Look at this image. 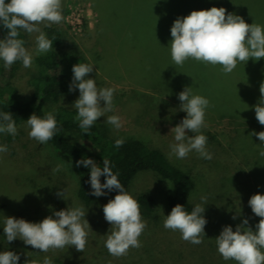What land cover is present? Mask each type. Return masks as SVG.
<instances>
[{"label":"rangeland","instance_id":"1","mask_svg":"<svg viewBox=\"0 0 264 264\" xmlns=\"http://www.w3.org/2000/svg\"><path fill=\"white\" fill-rule=\"evenodd\" d=\"M209 1L212 6L224 7L226 14L235 13L246 23L264 26V0ZM102 13L107 15L105 11ZM181 13L177 10L173 17ZM114 15L115 29L101 26L108 45L100 58L103 47L96 37L99 17L89 0H62L63 20L51 26L63 30L65 49L69 48L68 44H75L93 64V72L88 78L95 79L98 88L115 89L113 111L95 122L100 132L110 136L112 131L115 137L142 139L159 148L170 162L189 173L194 181L189 199L195 205L205 207L203 215L207 223L203 242L194 245L184 241L179 231L164 228L163 221L171 212L166 202L170 183L150 170H140L131 179L127 192L134 197L142 190H148L156 203L157 218L142 216L147 225L139 237L142 247L130 248L124 256H112L105 247L111 225L104 219L103 205L115 195L106 193L88 205L81 202L76 194L77 177L68 163L48 142L40 144L31 139L30 129L18 124L15 137L0 133V145L8 147L7 152L0 153V251L11 250L19 254L18 264H25V260H29V264L32 261L42 264L45 256L51 258L53 264H236L234 260L223 259L215 237L225 225H231L235 230L245 217L255 231L260 220L248 201L255 193L264 194V156L259 154L264 150V142L251 135L253 131H264L253 107L259 101L260 84L264 82V58L258 61L249 58L245 64L238 62L228 74L222 71L221 65L190 67L188 60L182 66L175 65L171 58V32H163L160 21L147 20L141 27L138 19L122 10ZM76 16L80 17L79 31L72 30L67 23V20L74 22ZM173 22H168L166 28L170 29ZM40 27L44 31L45 26ZM23 33L25 47L33 55L32 67H24L23 82H18L19 95L26 99L32 89L30 75L37 70L34 62L37 34ZM207 70L211 77L203 73ZM200 75L202 79H199ZM186 86L210 102L208 108L211 110L206 109L205 127L201 129L207 137V150L212 154L210 160L201 158L195 151L184 159L174 155L169 157V145L175 143L171 129L187 115L180 110V101L175 97ZM78 97L77 88L61 95L57 101L49 102L46 107L48 110L63 104L73 107ZM103 103L101 101V106ZM107 115H118L123 126L116 130L105 123ZM71 138L74 139V135ZM58 191H64L66 199L58 197ZM201 197H206V204L202 203ZM71 204L87 211L85 219L92 229L83 252L69 246L44 253L25 245L19 238L12 242L6 240L5 217L40 222ZM233 215L237 216L235 220Z\"/></svg>","mask_w":264,"mask_h":264},{"label":"clouds","instance_id":"2","mask_svg":"<svg viewBox=\"0 0 264 264\" xmlns=\"http://www.w3.org/2000/svg\"><path fill=\"white\" fill-rule=\"evenodd\" d=\"M62 16V0H0V23L7 29V34L0 39V60L9 69L17 61H22L23 67H32L33 55L25 47V40L20 38V32L35 36V53L42 54L52 49L50 40L40 25L50 27L60 24ZM171 58L175 65L182 66L186 60L192 58L206 64L221 65L225 74L231 73L238 62L244 64L252 58L258 61L264 58V26L255 22L246 23L243 17L228 12L224 7L213 6L209 9L193 10L186 16L177 17L170 29ZM73 77L69 91L79 89V97L73 107L77 110L76 119L79 127L88 133V129L101 116L113 111L115 89L112 87L98 88L96 80L88 78L93 72V64L77 63L72 67ZM260 98L255 109V116L259 124L264 125V82L260 84ZM180 110L187 115L171 129L174 132L175 143L169 145V157L184 159L195 151L203 159H212L207 150V137L201 132L205 127V113L209 107V100L194 94L191 87L186 86L178 94ZM103 101V106H101ZM105 123L119 130L123 125L118 115H107ZM30 129L29 137L45 144L53 139L57 131V121L52 112H47L41 118L33 113L26 120ZM186 130L194 133L188 135ZM0 133L11 134L15 137L18 129L11 112H0ZM261 142H264V131L255 132ZM123 138L115 140L117 148L123 146ZM8 151L7 145H0V153ZM264 156V150L259 153ZM77 166L90 168L89 183L92 195L99 197L117 190V194L103 205L104 219L111 225L105 247L109 254L115 257L127 255L130 248L142 247L139 237L146 228L138 201L127 191L114 174L110 162L103 159L101 168L92 158H82L76 161ZM57 171L59 166H57ZM106 179L101 183L100 177ZM58 197L66 199L64 191L56 193ZM206 204V197H201ZM249 206L255 216L260 217L255 225V231L249 226L245 217L233 230L231 225H225L216 236L217 250L225 261L234 260L236 264H264V194L255 193L249 201ZM82 206L71 204L66 209L54 211L40 222H30L24 218L5 217L3 230L8 242L21 239L25 245H30L40 252L64 249L75 246L76 251L83 252L89 230H92ZM205 207L197 204L191 212L186 211L184 205L177 203L168 214L163 226L165 229L179 231L184 241L194 245L203 242L205 225L207 223L203 213ZM55 217V218H54ZM237 216L233 215L232 219ZM19 254L11 250L0 251V264H18ZM29 264V260H25ZM31 264H36L32 261ZM42 264H53L45 256Z\"/></svg>","mask_w":264,"mask_h":264},{"label":"trees","instance_id":"3","mask_svg":"<svg viewBox=\"0 0 264 264\" xmlns=\"http://www.w3.org/2000/svg\"><path fill=\"white\" fill-rule=\"evenodd\" d=\"M89 1L95 11H97L99 17L98 24H96V37L99 39L98 43L103 47L101 48L99 58L108 45L101 26L103 24L111 30L115 29L116 18L114 13L118 10L124 11L128 16L135 17L136 20L138 19L141 22V27H143L142 25L147 20L160 21L159 27H162L163 32L168 33L171 28L168 29L166 26L171 20L186 16L188 12L193 10L213 7L209 0ZM6 2H9V0H6ZM109 7H112V9L108 10ZM120 7L121 9H119ZM114 8L117 10H114ZM185 9H189L190 11L186 12ZM177 10H180L182 13L175 15L177 17L174 18L173 14ZM104 11L107 14L106 16L102 13ZM166 29L167 31H165ZM111 30L108 32H111ZM7 31L2 23H0V39L6 36ZM44 32L53 41V46L48 52L35 55L34 62L37 70L30 75L29 83L32 89L26 99H22L19 95L18 86V82H23V78L21 77L24 69L22 61H17L9 69H6L3 60H0V112H11L16 125L22 124L25 126L26 120L33 113L41 118L47 112L54 114L57 121V131L53 139L48 141V143L52 146L55 153L68 163L76 175V194L84 204L88 205L92 203L97 197L92 195L91 185L88 182L90 168H86L82 164L77 166L76 161L82 158H92L102 168L103 159H107L110 162L113 173L118 175V179L125 191H128L131 179L138 171L150 170L170 183L166 198L169 210L171 211L179 203L184 205L186 211L191 212L195 204L190 201L189 195L194 188V181L188 172L170 162L159 148L136 137H115L112 131V135H105L100 132L96 123L88 129V133H85L79 127V121L76 119L77 110L70 105L63 104L54 110L47 109L46 105L49 102H55L61 95L69 92V85L73 77V65L89 62L75 44L70 43L68 44L69 48L65 49V34L59 27H45ZM20 38L25 40L26 46V37L22 30ZM114 38L115 36H113ZM188 62L191 64L190 67H198L201 64H205V67L210 66V64L196 61L192 58H189ZM203 73L210 76L209 73L211 72L207 70L203 71ZM175 98H178V96ZM73 135L74 139L71 138ZM118 138H123L125 141L123 146L119 148L115 146V140ZM210 138L213 137L210 136ZM8 140H10V136H8ZM105 179L106 177L102 175L100 177L101 183ZM105 192L117 194V190L109 192L106 189ZM134 198L139 203L141 216L149 219L157 218L156 203L148 190H142L134 195ZM209 246L216 247L215 245Z\"/></svg>","mask_w":264,"mask_h":264},{"label":"built area","instance_id":"4","mask_svg":"<svg viewBox=\"0 0 264 264\" xmlns=\"http://www.w3.org/2000/svg\"><path fill=\"white\" fill-rule=\"evenodd\" d=\"M74 19V22L72 21V20H70V21H68L67 20V23H68V25L70 26V28L72 29V30H80V27H81V22H80V17L79 16H76L75 18H73Z\"/></svg>","mask_w":264,"mask_h":264}]
</instances>
